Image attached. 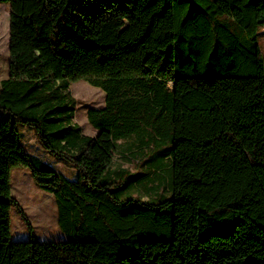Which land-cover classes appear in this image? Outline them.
I'll use <instances>...</instances> for the list:
<instances>
[{
	"label": "trees",
	"instance_id": "obj_1",
	"mask_svg": "<svg viewBox=\"0 0 264 264\" xmlns=\"http://www.w3.org/2000/svg\"><path fill=\"white\" fill-rule=\"evenodd\" d=\"M0 3V264H264V0ZM80 80L105 92L95 136ZM15 166L55 196L64 240L12 239Z\"/></svg>",
	"mask_w": 264,
	"mask_h": 264
},
{
	"label": "rangeland",
	"instance_id": "obj_2",
	"mask_svg": "<svg viewBox=\"0 0 264 264\" xmlns=\"http://www.w3.org/2000/svg\"><path fill=\"white\" fill-rule=\"evenodd\" d=\"M10 15L11 8L7 3H0V83L9 75L10 63ZM260 47L264 57V26L260 36ZM71 94L79 101L75 121L81 125L85 134L95 136L99 131L88 121L87 111L90 107L105 105V92L91 85L86 80L74 82ZM18 127L23 130L24 142L29 151L54 164L61 172L70 178L75 177V169L64 161H56L43 145L36 139L34 131L23 124ZM117 157L113 167H117ZM12 194L23 208L25 219L12 210L11 237L13 240H27L31 237L40 241L64 240L65 235L57 222V205L52 193L41 190L34 182L29 168L15 166L11 172ZM138 195L137 189L127 190L123 197L130 194Z\"/></svg>",
	"mask_w": 264,
	"mask_h": 264
}]
</instances>
